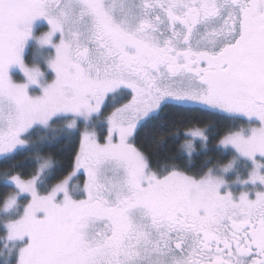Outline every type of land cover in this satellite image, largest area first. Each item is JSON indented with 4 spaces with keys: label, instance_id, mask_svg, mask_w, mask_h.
<instances>
[{
    "label": "snow or ice",
    "instance_id": "6c2138e0",
    "mask_svg": "<svg viewBox=\"0 0 264 264\" xmlns=\"http://www.w3.org/2000/svg\"><path fill=\"white\" fill-rule=\"evenodd\" d=\"M0 264H264V0H0Z\"/></svg>",
    "mask_w": 264,
    "mask_h": 264
}]
</instances>
